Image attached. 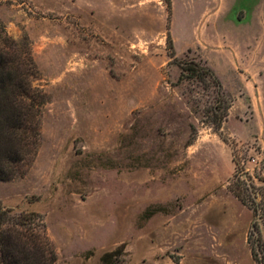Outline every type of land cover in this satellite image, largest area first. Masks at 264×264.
<instances>
[{"label":"rangeland","instance_id":"obj_1","mask_svg":"<svg viewBox=\"0 0 264 264\" xmlns=\"http://www.w3.org/2000/svg\"><path fill=\"white\" fill-rule=\"evenodd\" d=\"M253 11L264 0H0L50 96L38 155L0 202L43 216L56 264H102L121 245L120 264H254L252 213L229 190L234 156L264 175V83L244 66L264 34L236 22ZM192 61L232 100L219 131L217 90L178 82Z\"/></svg>","mask_w":264,"mask_h":264},{"label":"trees","instance_id":"obj_2","mask_svg":"<svg viewBox=\"0 0 264 264\" xmlns=\"http://www.w3.org/2000/svg\"><path fill=\"white\" fill-rule=\"evenodd\" d=\"M167 42L169 56L175 60L169 32ZM181 68L178 82L197 79L206 89L217 90L224 106H219L220 112L213 111L209 117L219 131L232 105L220 79L203 62H184ZM39 78L29 38L13 39L0 20V182L24 177L38 155L42 118L50 101L49 94L35 85ZM233 162L235 173L229 190L252 213L247 243L254 264H264V175L253 176L240 168L235 156ZM124 251L125 245H121L104 253L100 261L120 264ZM57 261V251L43 216L36 212L15 214L0 202V264H56Z\"/></svg>","mask_w":264,"mask_h":264},{"label":"crops","instance_id":"obj_3","mask_svg":"<svg viewBox=\"0 0 264 264\" xmlns=\"http://www.w3.org/2000/svg\"><path fill=\"white\" fill-rule=\"evenodd\" d=\"M236 22L237 25L241 27H247L248 24L252 22L256 24V26H258V28L262 30L263 32L262 34H264V12H261L259 14L254 13V11L251 13L249 12L246 14L242 22L240 21H236ZM262 46L263 44L259 43L258 46L254 48V51L256 50L261 52L263 48ZM252 57L247 59V61L246 60L244 61V66L248 71L247 77L250 81L254 80L257 82L264 83V57H262L258 61L256 57L253 58ZM263 105H264V100H263Z\"/></svg>","mask_w":264,"mask_h":264}]
</instances>
